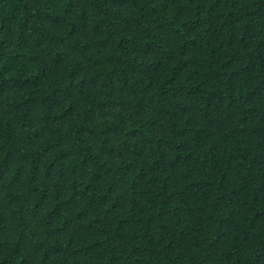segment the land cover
I'll return each mask as SVG.
<instances>
[{
    "label": "trees",
    "instance_id": "1",
    "mask_svg": "<svg viewBox=\"0 0 264 264\" xmlns=\"http://www.w3.org/2000/svg\"><path fill=\"white\" fill-rule=\"evenodd\" d=\"M0 264H264V0H0Z\"/></svg>",
    "mask_w": 264,
    "mask_h": 264
}]
</instances>
